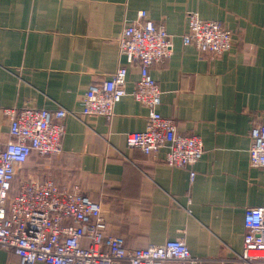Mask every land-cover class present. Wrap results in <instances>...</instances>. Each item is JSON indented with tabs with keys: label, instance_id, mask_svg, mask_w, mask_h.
<instances>
[{
	"label": "crops",
	"instance_id": "crops-1",
	"mask_svg": "<svg viewBox=\"0 0 264 264\" xmlns=\"http://www.w3.org/2000/svg\"><path fill=\"white\" fill-rule=\"evenodd\" d=\"M141 11L172 38V55L150 73L159 113L203 143L193 183L189 169L163 162L166 149L152 157L126 143L145 130L148 110L133 96L139 65L120 57L117 39ZM192 12L233 33L228 53L202 57L183 43ZM121 64L128 84L113 118L83 116L90 85ZM23 107L68 114L62 153L33 156L17 183L79 184L130 249L182 239L195 258L240 264L245 211L264 207V169L249 164L251 129L264 124V0H0V142L9 139L4 110ZM0 264L20 261L0 250Z\"/></svg>",
	"mask_w": 264,
	"mask_h": 264
},
{
	"label": "built area",
	"instance_id": "built-area-1",
	"mask_svg": "<svg viewBox=\"0 0 264 264\" xmlns=\"http://www.w3.org/2000/svg\"><path fill=\"white\" fill-rule=\"evenodd\" d=\"M233 42V33L222 23L204 21L197 12L188 15L183 43L194 46L202 57L219 58L231 50ZM117 45L128 65H139L133 96L148 110L145 130L127 134V146L152 157L166 149L163 162L189 169L193 183V167L204 155L203 143L196 135L180 133L174 119L159 113L162 93L150 73L152 66L173 52L165 23H156L141 11L137 19L126 23ZM127 78V67L121 64L110 79L90 85L81 100L82 115L111 120L126 95ZM4 113L9 119V139L0 142V250L12 251L20 264H209L193 257L182 239L128 248L108 231L100 203L85 196L79 184L17 183L18 173L34 155L51 158L62 153L68 112L23 107ZM250 135L249 164L264 169V124L255 123ZM244 227L239 263L264 264V207L246 209ZM84 241L89 242L87 246Z\"/></svg>",
	"mask_w": 264,
	"mask_h": 264
},
{
	"label": "trees",
	"instance_id": "trees-1",
	"mask_svg": "<svg viewBox=\"0 0 264 264\" xmlns=\"http://www.w3.org/2000/svg\"><path fill=\"white\" fill-rule=\"evenodd\" d=\"M34 156H36V155H34ZM85 246V245H84ZM87 246V245H86Z\"/></svg>",
	"mask_w": 264,
	"mask_h": 264
},
{
	"label": "rangeland",
	"instance_id": "rangeland-1",
	"mask_svg": "<svg viewBox=\"0 0 264 264\" xmlns=\"http://www.w3.org/2000/svg\"><path fill=\"white\" fill-rule=\"evenodd\" d=\"M44 159V158H43ZM47 172V171H46Z\"/></svg>",
	"mask_w": 264,
	"mask_h": 264
}]
</instances>
